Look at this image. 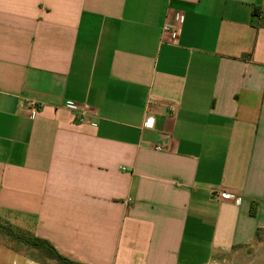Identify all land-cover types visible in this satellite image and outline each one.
<instances>
[{"label": "crops", "instance_id": "obj_1", "mask_svg": "<svg viewBox=\"0 0 264 264\" xmlns=\"http://www.w3.org/2000/svg\"><path fill=\"white\" fill-rule=\"evenodd\" d=\"M0 221L77 264H264V0H0Z\"/></svg>", "mask_w": 264, "mask_h": 264}, {"label": "rangeland", "instance_id": "obj_2", "mask_svg": "<svg viewBox=\"0 0 264 264\" xmlns=\"http://www.w3.org/2000/svg\"><path fill=\"white\" fill-rule=\"evenodd\" d=\"M34 240L27 235H23L17 232L11 225L0 221V253L7 257L11 256L8 251L16 252L24 251L26 254H31L42 260L45 264H65L58 260L53 261L52 253L46 246L34 247ZM14 257V256H11ZM227 264H260V262L243 261L238 260L229 262Z\"/></svg>", "mask_w": 264, "mask_h": 264}, {"label": "built area", "instance_id": "obj_3", "mask_svg": "<svg viewBox=\"0 0 264 264\" xmlns=\"http://www.w3.org/2000/svg\"><path fill=\"white\" fill-rule=\"evenodd\" d=\"M163 33H164V35L165 34H169V35L175 37L176 34H177V28L175 26H173L172 24H170V23H166L165 26L163 27ZM169 42L173 43V42H175V39H170ZM31 104H34V103H31ZM87 114H88V112L86 110L83 111L82 115L78 118V121L80 123L85 122L86 119H87L86 118ZM151 121H152V117H150L148 115L147 118L145 119V126L148 127V128L151 127ZM156 149L158 151H163V148L161 146L156 147ZM214 196L217 197V198L225 197V198L235 199L236 202H238V203L241 202L240 198H234V196L231 195V194H224V193L219 192V191L215 192Z\"/></svg>", "mask_w": 264, "mask_h": 264}, {"label": "trees", "instance_id": "obj_4", "mask_svg": "<svg viewBox=\"0 0 264 264\" xmlns=\"http://www.w3.org/2000/svg\"><path fill=\"white\" fill-rule=\"evenodd\" d=\"M34 240L35 244H33L32 246L34 247H40V246H46L52 253V257L56 260H58L59 262L65 263V264H77L74 263L68 259H66L65 257L59 255L54 249L53 247L50 245V243H48L47 241L44 240H40V239H32Z\"/></svg>", "mask_w": 264, "mask_h": 264}]
</instances>
